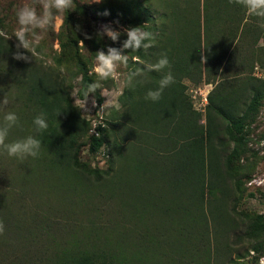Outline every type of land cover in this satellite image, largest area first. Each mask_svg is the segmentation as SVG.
Here are the masks:
<instances>
[{
  "label": "trees",
  "instance_id": "trees-1",
  "mask_svg": "<svg viewBox=\"0 0 264 264\" xmlns=\"http://www.w3.org/2000/svg\"><path fill=\"white\" fill-rule=\"evenodd\" d=\"M157 1L160 4L161 2L169 4L167 10L152 7L149 0H124L122 4L123 14L126 16L124 19L133 24L137 21L136 25L139 24L144 30L156 35V43L153 47L137 52L125 50V54L132 57L139 56L155 63L161 53H166L174 79L179 73L197 82L208 81L209 73L212 72L209 66L211 63L221 62L220 53L225 47L216 39H212L209 24L215 20L217 22L222 15L227 16L231 22L232 20L235 23L239 22L236 14L244 13L246 9L235 3L230 4L229 0H202V13L199 15L197 0ZM79 8L83 9V6ZM141 21L145 23H140ZM88 33L87 30V36ZM124 39L126 33L114 42L113 47H121ZM75 41L73 39L66 47L65 44L62 45L66 48L63 54L66 65L74 67V71H69L70 76L64 82L57 73L56 65L43 64L34 58L28 62L15 59V45L11 40L7 41L0 37V80L3 83L9 82L12 86L14 91L12 100L17 104L14 108L16 110L12 111L19 117V124L10 130L7 141L12 142L28 135H36V138L42 142L38 157H27L23 161L13 157L12 166L0 155V221H3L5 226L21 225L20 212L25 211L19 210L18 205L24 203L31 189H37L44 195L51 194L43 200L40 197L33 206L34 209L28 212L31 216L39 218L42 215L46 217L47 207L52 203L50 198H55V203H60L61 200L68 201L71 197L68 196L72 195L75 189L90 181L89 174L98 185L100 183L101 187L106 186L105 183L118 169L120 160L126 155L125 152L129 147L132 148L130 144L129 147L125 145L127 142L118 145L115 137L109 140L108 130H105L107 122L96 123L94 128L98 133H90L89 123L79 115L78 107L71 103L68 95L70 89L68 81L71 77L77 76L75 95L78 98H84L86 86L97 80L92 72H88L77 49L71 47ZM61 59L56 57L54 62L59 64ZM138 66L133 60L130 71ZM167 71L169 69H165V72ZM165 72L148 73V82L143 86L123 85L121 91L123 94L118 96L122 105L121 111L119 113L114 111L112 117L107 120L108 129L110 130L112 125L118 122L122 126L130 125L129 129H132L133 133L141 132L143 136L146 134L147 138L153 139L152 147L156 150L175 149L174 144L178 142L181 153L172 163L171 170L177 168L178 185L183 183L184 191H181L179 197L170 192L168 196L161 195L159 204L162 208L153 201L150 205L156 206L163 216H167L166 218L172 217V223L174 221L179 223L185 219H191L193 223L195 220H205L202 217V204L207 203L204 214L210 220L213 230L211 242L213 258L218 247L217 234L223 232L224 235L218 247L219 253H223L224 256L228 253L229 247L226 236L236 228L240 229L238 234H235L236 238L240 239L243 236L251 239L248 248L262 254L264 215L239 212L240 216L235 220L230 214L228 215L224 202L229 194L231 197L235 195V199L241 194V189L238 190L239 177L234 169H231V163L233 160L238 161L244 155L249 125L258 111L261 100L264 99V81L258 78L247 79L245 80L247 89L241 85L237 89H230L228 84L215 82L211 91L207 93V103L203 112L205 122L201 126L197 124L193 115L194 109L187 100L186 93L183 92L184 85L175 80L164 89L160 100L153 102L145 99L149 89L158 87V81ZM154 78L157 82L153 81ZM2 91L1 88L0 93ZM99 92L100 90L97 89L95 93H91L97 105L103 100ZM41 112L45 114L48 128L36 134L33 132V119ZM112 131L115 132L113 129ZM84 137H86L84 143L88 153L93 154L99 148H106L104 154L107 155L108 163L104 171L85 164L77 158V148L83 143ZM112 150L117 153L119 161L115 170L111 168ZM161 152L159 151L158 154L163 155L162 157L159 155L152 157L156 160L155 162L153 159L155 164L158 163V157L166 161L170 155ZM145 164L151 166L149 168L151 171L153 168L151 163L148 161ZM249 166H252L251 159L237 164L235 168L237 171L243 169L244 174L245 170L249 171ZM230 183L232 187L229 186ZM71 189H74L72 193ZM57 193L62 194V197H57ZM53 209L57 211L58 208ZM232 210L233 208H230L229 211ZM50 261V264H111L105 254L87 251L59 254ZM212 264H215L214 260Z\"/></svg>",
  "mask_w": 264,
  "mask_h": 264
},
{
  "label": "rangeland",
  "instance_id": "rangeland-1",
  "mask_svg": "<svg viewBox=\"0 0 264 264\" xmlns=\"http://www.w3.org/2000/svg\"><path fill=\"white\" fill-rule=\"evenodd\" d=\"M149 1L152 7L158 10H167L169 6L165 2L160 4L157 0ZM123 2L124 0H99V2L74 0L73 8L63 14V26L59 30L51 29L44 35L35 53L32 54L33 58L43 64L56 65L57 73L65 82L70 72L74 71V67L66 65L63 54L66 51L65 47L75 39L74 43L71 42V47L77 49L88 72L95 75L93 72L95 53L98 50L106 51L107 47H113L114 44L106 36L99 35L102 27L110 26L120 31L123 36L125 29L139 26L136 25L137 21L133 24L124 19L126 16L123 14ZM22 3L23 0H0V29L5 30L9 35L17 27L15 10ZM197 3L200 15L202 0H197ZM79 6H83V9ZM236 16L239 20L236 23L222 15L217 22L215 20L209 24L212 39L225 45L220 53L221 62L211 63L209 66L212 69L209 73L210 79L197 82L187 77L182 78L187 100L194 109L193 115L198 125H204L203 112L207 103V93L211 91L215 82L228 84L230 89H237L240 85L247 89L245 82L247 79L258 78L264 81V28L259 26L258 18L248 16L246 10ZM9 40L12 44H16L14 37ZM57 44L62 49L59 53L56 51ZM63 44L65 47H62ZM212 53L215 56V53ZM56 57L62 58L59 64L54 62ZM132 65L133 60L130 59L127 68H122L121 72H130ZM68 82H70L68 95L71 103L78 107L79 115L87 120L89 128L94 123L107 122L105 130H108L109 140L115 137L118 145L127 142L125 145L129 147L130 144L132 148L129 147L125 152L126 155L120 160L117 170L115 169L117 162L119 163L118 156L112 150L111 168L115 171L105 183L106 186L101 187L100 181L98 185L89 174L90 181L75 190L71 189V193L73 190L75 192L68 196H71L68 201L61 200L60 203H55V198H50L52 203L47 207L46 217L43 215L39 218L33 217L28 212L34 209L33 206L40 197L43 200L51 194L44 195L37 189H31L30 195L24 199V205L22 203L18 205L19 210L25 211L20 212L21 225L19 227L4 225V234L0 235V264H50V260L59 254L81 251L105 254L111 264H212L213 260L215 264H264V250L262 254H258L257 251L248 248L251 239L243 236L240 239L236 238L235 234H238L239 228L227 234L226 242L229 247L228 253L224 256L218 251L224 235L223 232L217 234V255L215 254V259L213 258L211 252L213 230L210 220L204 214L207 203L202 204V217L205 220H195L193 223L191 219L172 223V217L166 218L167 216H163L156 206L150 205L154 202L162 208L159 204L161 195L168 196L170 192L179 197L181 191H184L183 183L178 185L177 168L171 170L172 163L181 151L178 142L174 144L175 149H171L173 151L163 148L153 149V139L147 138L146 134L143 136L141 132L133 133V130L129 129L131 126L127 124L122 126L118 122L119 124H113L112 128L108 129L107 120L121 109L116 110L108 106L106 100L118 99L125 84L124 75L118 81L102 82L99 93L103 100L98 105L91 93L87 98L86 96L78 98L75 95L77 76L71 77ZM0 87L3 90L0 99L6 95L10 101L6 111L16 110L14 108L17 104L12 100L14 93L12 86L9 82L3 83L0 80ZM118 102L120 103L119 100ZM0 120L2 123L3 113H0ZM249 128L244 155L238 161L233 160L231 163V169H234L239 177L238 190L241 189V194L237 199L235 195L231 197L229 194L224 202L228 215L230 214L235 220H238L239 212L264 215V99L261 100ZM83 140V143L78 145L77 158L85 164L104 171L108 163L107 155L104 154L106 148H99L90 154L84 143L86 137ZM215 143L217 144L216 140ZM159 151L167 152L168 155L170 153L167 157L169 160L160 159L159 157L163 155L158 154ZM0 155L12 166L13 157H8L3 152H0ZM156 155H159L157 164L153 162L155 158H152ZM249 159L252 160L249 171L245 170L244 174L243 169L237 171L235 166ZM148 161L153 167L151 171L149 169L151 166L145 164ZM229 186L232 187V184L230 183ZM58 196L62 197V194L57 193ZM54 207L58 208L57 211L53 209ZM230 208H233L232 212L229 211Z\"/></svg>",
  "mask_w": 264,
  "mask_h": 264
},
{
  "label": "clouds",
  "instance_id": "clouds-1",
  "mask_svg": "<svg viewBox=\"0 0 264 264\" xmlns=\"http://www.w3.org/2000/svg\"><path fill=\"white\" fill-rule=\"evenodd\" d=\"M95 2H99V0H95ZM229 3L242 6L246 9L248 16L258 18L260 21L259 26L264 28V0H229ZM73 5L74 0H23V3L18 5L15 10L17 27L11 35L0 29V37L5 38L7 41L13 37L15 38V59L24 60L25 62L33 60L32 54L35 53L44 35L51 29L59 30L63 26V14L72 9ZM124 31L126 39L123 40L121 47H107L106 51L98 50L95 53L93 72L97 80L86 86L85 96L87 98L89 93H95L97 89L100 90L103 81H118L124 75L125 87L143 86L148 82V73L163 72L165 69H169L159 79L158 87L149 89L145 95V99L156 102L160 100L164 89L174 82L167 54L161 53L155 63L146 61L139 56L129 57L128 54H125V50L137 52L144 49L146 51L155 45L156 35L151 31L144 30L142 26L131 27ZM99 35L106 36L111 41L116 42L119 40L121 32L105 25ZM80 44L83 46L82 42ZM56 51L57 53L62 51L58 44L56 45ZM130 59L134 60L139 66L130 72L122 73L121 69L127 68ZM203 59L204 57H202ZM9 102L6 95L3 99H0V113H3V122L0 123V152L20 161L25 160L27 157H38L42 142L36 138V135H28L22 139L6 142L10 130L19 124L17 114L13 111H6ZM106 103L116 110L122 108L116 98L107 99ZM33 125V132L36 134L47 130L48 123L43 112L33 119ZM4 231L3 221H0V235H3Z\"/></svg>",
  "mask_w": 264,
  "mask_h": 264
},
{
  "label": "crops",
  "instance_id": "crops-1",
  "mask_svg": "<svg viewBox=\"0 0 264 264\" xmlns=\"http://www.w3.org/2000/svg\"><path fill=\"white\" fill-rule=\"evenodd\" d=\"M201 63H202V61H201ZM164 72H165V70H164ZM166 73V72H165ZM152 76H154V75H152ZM186 76L185 75H180L179 73H177V78H175L174 80L177 82V83H181V84H183V81H182V78H185ZM153 78V77H152ZM188 78V77H187ZM153 81H155V82H157V79L156 78H154L153 79ZM184 85V84H183ZM185 87V86H184ZM183 87V88H184ZM183 92L185 93V88L183 89Z\"/></svg>",
  "mask_w": 264,
  "mask_h": 264
},
{
  "label": "built area",
  "instance_id": "built-area-1",
  "mask_svg": "<svg viewBox=\"0 0 264 264\" xmlns=\"http://www.w3.org/2000/svg\"><path fill=\"white\" fill-rule=\"evenodd\" d=\"M94 125H95V123H94L92 126H90V128H89V132H90V133L97 134L98 131H97V129L94 128Z\"/></svg>",
  "mask_w": 264,
  "mask_h": 264
}]
</instances>
